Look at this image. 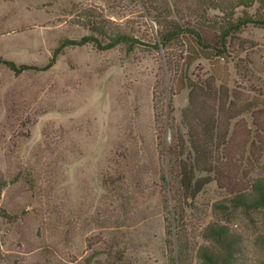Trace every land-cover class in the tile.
I'll return each instance as SVG.
<instances>
[{"label":"rangeland","instance_id":"374dc122","mask_svg":"<svg viewBox=\"0 0 264 264\" xmlns=\"http://www.w3.org/2000/svg\"><path fill=\"white\" fill-rule=\"evenodd\" d=\"M237 1L0 0V59L38 68L0 62V264H202L212 223L234 235L233 264H264L250 197L264 180V28L228 37L223 56L192 59L187 34L157 46L176 23L214 42L228 21L264 18V0ZM116 33L142 44L67 46L42 70L63 41ZM186 110L215 168L195 172L210 179L195 197L181 185Z\"/></svg>","mask_w":264,"mask_h":264},{"label":"trees","instance_id":"16d2710c","mask_svg":"<svg viewBox=\"0 0 264 264\" xmlns=\"http://www.w3.org/2000/svg\"><path fill=\"white\" fill-rule=\"evenodd\" d=\"M254 1L256 0H238L237 6L250 7L254 3ZM212 8L223 11L220 4L213 5ZM248 24H253L257 27L264 28V18L254 19L251 17H245L243 19H238L235 22L228 21L227 25L220 28L221 33L220 36L217 38V41L215 40L214 42H207L202 36V34L196 29L190 27L182 28L176 23L171 30L162 32L159 37V42L157 43V46H166L171 41L178 38L180 35L187 34L194 38L197 44L192 59H195L199 56H202L204 58H209L212 55L223 56L227 49V38L239 32L243 27ZM89 29L93 33L100 32L96 23H91V25H89ZM88 43H94L96 47L100 50H110L117 47L118 45L125 44L127 47V52L133 51L135 47L142 44L137 39L122 33H116L112 37H109V41L104 44L101 43V41L95 35H86L80 40L67 39L63 41V43H61V45H59L54 50L51 59L43 67L42 70L51 68L55 63L58 54H60V52L65 47L84 46ZM0 62L3 63L16 75H19L27 69L38 70L37 67H30L28 65H17L15 62L9 60L0 59ZM189 86L190 97L187 110L191 111L193 109L194 99L198 91V86L196 84H193V82H190ZM187 110L183 112L182 116L184 123L190 129L189 140L192 151L194 153V160L192 163H189V166L184 164L181 167V185L188 195H190L191 197H195L202 190L204 185L207 184L210 180L209 177L195 178V172L202 171L215 173V168H213L212 164L209 162V151L206 149L205 144H203L199 140V135L196 134L193 129H191L189 123L187 122ZM210 124L214 126L213 121L212 123H208L207 126L209 127ZM250 197L253 202L252 205L264 208V180H259L256 182V184L253 186V193H251ZM248 200H250V198L247 196L240 195L237 197V201L242 204H244ZM204 237L206 239L212 240V242L214 243V247L203 246L198 249L197 257L202 262V264H233V259L238 249L237 241L234 235L229 232L228 228L225 225L219 223L209 224L204 230ZM171 260L173 263L175 262L176 257L174 254L171 257Z\"/></svg>","mask_w":264,"mask_h":264}]
</instances>
